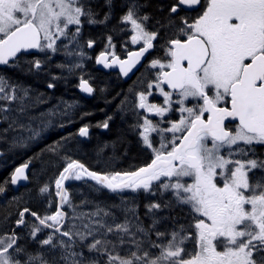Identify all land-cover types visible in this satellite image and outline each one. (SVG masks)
Returning <instances> with one entry per match:
<instances>
[{
	"label": "snow or ice",
	"instance_id": "6c2138e0",
	"mask_svg": "<svg viewBox=\"0 0 264 264\" xmlns=\"http://www.w3.org/2000/svg\"><path fill=\"white\" fill-rule=\"evenodd\" d=\"M92 4L93 0H0V66L20 68L23 59L28 73H39L45 60L62 53L74 59L57 67L70 72L82 68L87 55L80 43L83 25L106 24L114 0H104L107 11L102 19ZM123 6L120 23L131 25V42L141 47L121 59L107 51L114 47L109 36L96 63L118 66L127 77L155 48L160 32L146 27L150 16L142 13L146 5L140 0H124ZM159 7L163 11L164 6ZM158 23L171 32L163 45L164 58L148 64L155 70L154 79L148 81L147 92H135L131 109L136 121L130 127L140 147L151 153L149 162L135 170L97 172L64 155L65 164L54 181L55 199L49 184L38 190L45 198L44 213L19 208L15 227L0 231V264H264V175L250 176L264 173V158L256 151L264 146V0H169L165 18ZM94 43L89 39L87 47ZM33 53L46 55L41 59ZM54 87L47 83L48 89ZM78 87L88 95L95 91L83 76ZM33 92L31 86L0 72V124H7L0 129V139L17 133L13 148L39 137L52 125L51 117L69 116L73 108L65 103L62 111L57 106L37 117L33 111L47 101L43 93ZM156 92L162 104L149 103L148 97ZM127 102V97L121 101V111ZM111 119L96 126L107 129ZM78 135L87 137L89 126L80 127ZM62 146L58 141L46 150L58 154ZM30 163L0 182V193L9 182L27 180ZM68 181H93L87 186L97 193L142 190L170 196L163 203L146 205L151 223L145 226L137 207L129 206L122 195L119 204L102 205L87 197L74 203ZM88 205L92 208L85 210ZM165 209L186 212L187 222L171 214L158 217ZM165 220L172 226L161 230L158 225ZM9 223L10 215L0 217V226ZM17 228H24L38 247L31 250L20 244L23 237Z\"/></svg>",
	"mask_w": 264,
	"mask_h": 264
},
{
	"label": "flooded vegetation",
	"instance_id": "af4514ba",
	"mask_svg": "<svg viewBox=\"0 0 264 264\" xmlns=\"http://www.w3.org/2000/svg\"><path fill=\"white\" fill-rule=\"evenodd\" d=\"M120 3L123 0H119ZM162 1H169V0H158V6H160ZM126 11H124L125 13ZM123 13V14H124ZM122 14V15H123ZM192 17L195 16V14L193 15L192 13L190 14ZM121 17V16H120ZM120 22V21H119ZM119 24V23H118ZM120 32L117 33V35H107L105 37H103L101 42H97L95 40H93L94 46L88 50V47H86V51L85 53L87 54L88 57H93L95 59L96 55L101 53L102 51L105 50V46L108 44V37L111 36L112 38V44L114 45V47H110L107 49V51L109 53L114 52L117 56H119L121 59H126L128 52L129 51H138L139 48L141 47L140 44H136V45H126L125 43V39L127 38L128 35H123L121 34V29H119ZM91 30H88V32H90ZM160 32V36L159 38L154 41L155 44V48L150 50L148 53L145 54L144 60L142 61L140 67L137 69V71L134 73V75L127 81H122L119 74L117 73H105L107 76H112V77H116L117 80H119V83H122L119 85V87H121V90L116 98V101H107L104 102L107 107V111L105 112L106 115H104L102 117V123L107 120V118L110 116L109 113H111V111L113 109H115V113H117V118L120 120V112H119V107L121 104L122 100H125V97L128 98V101L132 102L135 101L136 96H135V92L138 91H148L147 88V84L148 81L150 79H154V76L152 75V73L155 71L151 68L148 67V64L150 63V61L154 58H164V49H163V45L165 44L166 40L169 38V36L171 35V32H166L164 29H160L157 30ZM84 39V38H83ZM90 38H88L87 40H89ZM39 55L41 59H44L41 57V53H34L33 56H37ZM33 56H29L27 58H32ZM86 56V57H87ZM109 57L111 58V55H109ZM58 60V58L55 59ZM58 64V63H56ZM10 69V70H9ZM44 70L47 69V66L43 67ZM1 72L4 71H12V68L9 67H5V68H1L0 69ZM17 70V68H16ZM76 71H72L71 73H69L68 76H66V74H62V76L65 78V83L64 84H55L54 87V91L53 94L55 97H57L59 100L63 101L64 104L68 103V104H72L73 108L71 109L70 113H69V119H73L76 117V103L75 101L77 100V97L79 96V93L77 92L76 88L78 86L77 84V79L75 78V80L73 81L74 76H77L79 73V69H75ZM54 71V70H53ZM13 72V71H12ZM84 72V71H83ZM19 73V72H18ZM52 73V70H51ZM7 75V74H6ZM18 76H21L19 78H17L16 81L22 82L24 85L26 86H31L36 88L40 93L43 92L44 90V86L43 84L45 83L47 79V77H44L41 74H37V75H32L30 76L28 75H21L20 73L17 74ZM7 76L11 77L13 76V74H8ZM85 77H87V79L90 78L89 73L85 72ZM31 78V79H30ZM30 80L33 81V83L30 82ZM72 81L73 83L76 85V88L72 85ZM93 81V79L91 78V82ZM166 87V86H165ZM60 89H65L66 92L64 94H60ZM95 90V89H94ZM148 101L149 103H157V104H162L163 103V97L160 96L158 94V92L154 93L153 95L148 97ZM141 111V113L143 115H148L147 113H144L143 110H139ZM114 113V112H113ZM173 114H169L173 117ZM132 118H135V116H133ZM132 118H129L127 120H124V124H127V127L129 129V134H130V143L129 148L131 146H135L136 149V156L138 155V160L137 162H134V164H129L132 161L128 160H119L120 157H118V149L115 147V144L112 143L110 141V143L106 144L105 146H103L102 151L99 152L98 157L99 156H103L104 160L107 158V155L110 156V152L109 150L111 149V147H115L116 149V155H114L115 157L113 158L114 161H110L109 163H97L95 162V158L91 155V160L90 162L91 167H135V168H127L126 171L128 170H135L136 168L143 166L145 163L149 162V157L151 156V153L148 152L146 149H142L140 147V144L138 142L139 138L138 136L133 132L132 128L130 127L131 123H133ZM153 121L158 120V117L155 116H151L150 117ZM174 118V117H173ZM113 121V118L108 122L109 124ZM142 123V121H141ZM4 124H0V129H3ZM166 126V125H165ZM53 130V129H52ZM90 132H89V138H88V142L91 141L92 138V133H91V129L89 128ZM108 128L104 129L102 127H97L96 128V132L98 133V135H102V134H108L107 133ZM51 132V131H50ZM78 133V129L76 131V136ZM50 134V133H49ZM48 134V135H49ZM102 135V136H104ZM68 136V135H67ZM66 136V137H67ZM70 136H74L73 134H70ZM74 138V137H73ZM106 141L109 140V136L105 137ZM74 144H76V140L74 141ZM72 144L71 147L74 145ZM128 148V149H129ZM0 151L2 152V156H0V182H3L5 179H9L11 173L14 172V170L25 164L28 163L31 160V163L29 164V170H28V183L26 184V186L19 188V190L17 192H14V190L12 189L10 182L7 184L6 186V191L4 193H0V207H5V205L7 206V216L10 215V222L12 224V228L14 225V215L16 212H18L19 208L25 207V206H18V208L15 210L13 203L14 200L13 198L15 196H17L19 193L22 195L23 193V197L25 196V192L30 191V193L34 196L32 198V201H30V203L27 205V207H29L31 210L36 211L40 214H43L45 209H46V203H45V198H42L41 196H39L38 194V190L41 186H43L44 184H48L50 181L54 182L55 179L57 178V167H52L49 168L46 172H44L42 174V176L40 178H36V171L39 169V165L40 163H38L37 165H34L32 163V156H33V151L34 147L30 146L28 150H26L25 152H21L19 153V159L18 160H14L13 156L10 155V153L7 152L6 150V146L0 143ZM257 155L261 156L262 158H264V146H257ZM125 152V154L123 155V158L128 157V154H130V152L127 151H123ZM78 152L76 153L77 156ZM74 153H71V158L74 156ZM113 156V154H111V157ZM29 158V159H28ZM125 161V165H121L122 162ZM86 166V165H85ZM87 167V166H86ZM36 168V169H35ZM261 175H264V173H260L259 171H254L253 173H250V176L255 179ZM72 183V184H71ZM50 185V184H49ZM51 186V185H50ZM69 191H70V195L73 199L74 203H79L78 202V181H71L70 185L66 186ZM51 191L53 193V198L54 197V192H55V186L51 187ZM17 193V194H15ZM15 195V196H14ZM138 199H137V204L139 205V207L143 206V205H148L152 202H157V194L156 195H151V196H145L143 191H139L136 193ZM40 198L42 200V202H40L41 204H37V202H39ZM36 204L38 205L37 208H32V205ZM44 204V205H42ZM39 209V210H38ZM53 208L49 209V211H52ZM28 215H26L27 217ZM23 229V228H18L16 229L17 231Z\"/></svg>",
	"mask_w": 264,
	"mask_h": 264
},
{
	"label": "trees",
	"instance_id": "16d2710c",
	"mask_svg": "<svg viewBox=\"0 0 264 264\" xmlns=\"http://www.w3.org/2000/svg\"><path fill=\"white\" fill-rule=\"evenodd\" d=\"M149 1V2H148ZM140 2L144 5H146L143 9H142V13H146L150 16V27L151 29H155V30H160L162 29L160 27V24L158 23V21H163L167 12V5L169 3V1H162L160 6L163 5L164 9L163 11L160 10V7L158 6V0H140ZM124 5V0L120 3L119 0H114V8L112 10V15H111V19L104 25H97L95 28L92 27H87L84 25L83 30L86 29H91L90 32H87V34L84 36L85 38H90L91 40H95L97 42H101L103 37H105V35L109 34V35H117L118 32H120V26L118 25L119 21H120V16L124 13V11H126V8L123 6ZM92 7L99 12V17L98 18H103V15L105 13V11H107V9L104 6V0H93V4ZM166 32H170L168 29H164ZM83 63V69L89 73L90 78L93 79V81L91 82L92 86L95 89V94L94 97L92 99H84L83 97H81L80 95L77 97V100L75 101L76 103V117L73 119H67L64 121V123L67 121L68 124L71 125L69 132L70 134H73L74 138H76V131L78 128L82 127V126H89V128L91 129V133H92V138L90 142H81V141H77L78 143H82L79 147V152L76 156V154L72 157L75 160H78L79 162L83 163L84 165H86L90 170L93 171H97V172H109V171H126L127 168H135V167H91V155L95 158L98 156L99 152L102 150L103 146H105L106 144L110 143V141L112 143L115 144V147H119L120 149H118V157H120V161L121 160H128L132 161L129 164H134V162H137L138 160V155L136 156V149L135 146H131L129 148V143H130V134H129V129L127 127V124H121L120 120L117 118V113H115V109H113L111 111V113H109V115L113 118V121L109 124L108 127V134H102L105 137L109 136V140L106 141V139L104 138V136L102 135H98V133L96 132V128H97V124H101L102 123V117L104 115H106V111H107V107L105 105L104 102L107 101H116V98L121 90V87H119L118 83L119 80L116 79V77H112V76H107L105 73L98 71L94 68V58L93 57H88V59H84L82 61ZM1 72V70H0ZM4 74H13L12 79L13 80H17V78L21 77L18 76L16 73L11 72V71H4L2 72ZM31 79V78H30ZM95 80L97 82H95ZM99 80V81H98ZM72 85L75 87V84L72 81ZM87 108V109H85ZM85 109V110H84ZM84 110V111H83ZM114 112V113H113ZM56 130L55 128L53 130H51L50 134L48 135L49 138L51 137H58L60 136V131H56L53 133V131ZM53 133V134H52ZM69 134V135H70ZM52 135V136H51ZM68 134H64L63 137H61L58 141L62 144V140L64 137H66ZM46 137V136H45ZM49 139H47L45 141V143H48ZM51 146V145H50ZM64 147V146H62ZM71 148V146H70ZM129 148V149H128ZM41 147H34L33 151V156H32V163L34 165H37L38 163L42 162L43 164L45 162L50 161V159L48 157L42 156V154L40 153ZM75 149L73 148V151ZM129 151L130 154H128V157L123 158V155L125 154V152L123 151ZM89 151L90 154L89 155ZM45 152V151H44ZM136 153V154H135ZM37 154H41L39 156V158L37 157ZM71 157V155H70ZM110 157H108L107 155V159H109ZM38 159L40 160V162L38 161ZM125 161L122 162L121 165H125ZM63 167L58 168L56 174L59 175V172L62 170ZM89 184V183H87ZM87 184L85 183H81L79 184V190L82 189L83 195H89V196H95V198H97V200L102 201V199H107L106 195H108V198L110 201L113 200V195L107 193L106 191H104V193L101 194H97L94 193L93 191H91L89 189V187L87 186ZM93 193L94 195L90 194ZM80 193V195H81ZM80 195L78 196V199L80 198ZM159 195V193H158ZM160 196V195H159ZM170 195H164V197L167 199ZM82 200V199H81ZM44 205V204H42ZM39 210V209H38ZM141 210H143V206L141 207ZM160 215H158V217L161 216H167L169 214L173 215V216H177L179 217L181 220V218L183 217V222L179 221L180 223H186L184 221L185 216H184V212H179L178 210H175L171 213H169V211L167 209H165V211L163 213H159ZM1 215H7V206L5 205V207H0V216ZM18 217L17 212L14 215V220H16ZM27 219L29 221L32 220L31 217H27ZM164 223H167L170 227L172 226L171 221L165 220L163 221ZM164 226V225H163ZM23 231H25V229H21L18 230L17 232L20 233V235H22Z\"/></svg>",
	"mask_w": 264,
	"mask_h": 264
},
{
	"label": "rangeland",
	"instance_id": "374dc122",
	"mask_svg": "<svg viewBox=\"0 0 264 264\" xmlns=\"http://www.w3.org/2000/svg\"><path fill=\"white\" fill-rule=\"evenodd\" d=\"M85 24H87V23H85ZM124 26H125V28L129 29L128 31H124L125 33H128L129 34L127 36V38L125 39L126 45H128V46L129 45H134V44H132L131 39H130L131 35L133 34L131 32V25H124ZM80 43L82 45V50L85 52V43H83V41L81 40V36H80ZM45 55L46 54L41 53V57L42 58H44ZM36 57H39L40 58L39 55H37ZM32 58H30V59L27 58V59L31 60ZM56 58L62 59V61H63L62 63H64L65 61H67L66 63H71L73 61V59H74V58H67L62 53H58L55 56H53L51 60H45V63L43 65V67L47 66V69L46 70L42 69V71H40L39 73H36L35 71L32 72V73H28L26 71V69L29 67V65L26 64L23 59L20 61V64H21V67L20 68H17V70H16V68H12V71L14 73H16V74H19V73L21 75H28L29 74L30 76L37 75V74H41L44 77H47L48 80H46L45 83L43 84L44 90L42 92L44 94V97L43 98L47 102L44 103V104H42V105H40L38 108H36L33 111L32 114L35 115V116H37V117L40 116V113L47 112L48 110L53 109V108H57V106H59V110L62 111L63 108H64V106H65V104H64L63 101L59 100L57 97L54 96V94H53L54 88L53 89H48L47 88V83L48 82H53L54 84H64V85H66L65 78L62 76V74L64 73V74H66V76H68L69 73L72 72V71L70 72L68 70V68H63L62 69V68L57 67V64H56L57 63V60L55 62V59ZM85 58L87 59L88 56L85 57ZM80 69L81 68H79L78 75L75 76V78H77L78 81L80 80V77L81 76H83V78H85V72L86 71L84 69H81V70ZM51 70H52V73H51ZM73 71H76V70H73ZM53 76L60 77V79H57V80L53 81L52 80V77ZM30 82L33 83L32 80H30ZM31 88L34 90L33 95H36L37 93H40L36 88H34V87H31ZM65 92H66V90L64 89V91H62V93H65ZM133 102L134 101H132V102L128 101L124 105V111H121L119 109L120 117H121V119H120V123L121 124L125 123L124 120H127L129 118H132L134 116L133 113H132V111H131ZM70 111H71V109L69 110V113H70ZM173 117L174 118H178V114H175L174 113L173 114ZM68 118H69V116H63V115H56V116L51 117L50 119L52 121V125L50 127H48L46 130L42 131L39 137H36L33 140L26 141L25 144L22 147H15V148L11 147L12 137L14 135H17V133H14V132H8V133H6L4 135V139H0V143L6 146L7 152L10 153V155L13 156L14 160H18L19 157H21V156H19V153L25 152L26 150L29 149L30 146H32V147H41V149L39 150L40 153L42 154V156L48 157L50 159V161L45 162L43 164L38 159V161L40 162V165H39V169L36 171L35 175H36V178H40L42 176V174L44 172H46L49 168L57 167V169H58L60 167H63L64 164H65V161L62 159V157L64 155H67V156L70 157L71 153L76 154L77 152H79V147H80V145L82 143H78L77 144V142H76V144H74L75 139L73 138V136H70L69 135L70 132L68 130V129H70L71 125L68 124L67 121L64 123L65 119H68ZM132 121H133V123H135L136 119L135 118H132ZM133 123H131V124H133ZM34 124H39V120L35 121ZM61 124H63L64 126L61 127L60 126ZM6 127H7V124H4L3 128H6ZM54 128L56 130H54L53 133L59 130L61 134L58 137L56 136V137L49 138L48 134ZM64 134H68L67 137H70V139H68L66 142L64 140H62V142H63L62 145L64 147H61V148L58 149V154H54V153L46 150L50 145H53L55 142H58V140L61 137H63ZM47 139H49V141H48V143H45V141ZM77 141H80V140L77 139ZM68 142H70V143H68ZM72 144H74V145L70 148V146ZM65 145H67V146H65ZM73 148L75 149L74 151H73ZM117 149H120V148L117 147ZM109 152L111 154H113L112 157H111V154H110V156H108L110 158L109 159L106 158L104 160V157L103 156H99V157L97 156V157H95V162H97V163H106V162L109 163L110 161L111 162L114 161L113 158L115 157L114 155H116L115 154L116 153L115 147L112 146L111 149L109 150ZM89 155H91L90 154V151H89ZM107 168H109V167H107ZM48 184H50L51 187L52 186L54 187V182L50 181ZM81 192H82V189H80L78 191V195H80ZM94 193H97V192H94ZM15 194H17V193H15ZM90 194L94 195L91 192H90ZM97 194H101L102 195L103 194V190L101 192H98ZM24 195H25L24 197H23V193H22V195L20 193L17 196L14 195L15 196L14 197L15 199L13 198V200H14L13 205H15L14 206V209L15 210L18 208V206H27L30 203V201H32V198L34 197L30 193V191L25 192ZM121 195L124 196V197H126V198H128L129 206H133L134 205V206L137 207L138 213L140 212L139 213V216H140V214H142V216H143V217L141 216L143 219L141 217L140 218L143 220L145 226L149 225L151 223V220H149L150 217H148V214L146 213L147 212L146 205H143V210H145V211L141 210V207L142 206L139 207V205L136 203L138 197H137V195L135 193H132V192H123V193H120V194H115L112 201L107 200V199H102V201H100V200H97V198H95V196L80 195V198H79V201L78 202H80L81 199H84L85 197H87L88 199H90L92 201H95V202H98V203H100L102 205L112 204V203L119 204L120 203V196ZM144 195L145 196H151L150 194H146V193H144ZM159 195L157 193V199H158L157 202H161V203L165 202L166 201V198L164 197V195L163 196H161V195L159 196ZM165 195H170V194H167L166 193ZM38 199H39V202H37V204H41L40 202H42V200L40 198H38ZM17 201H19V204H17ZM37 207H38V205H36V204H33L32 205V208H37ZM91 208H92V205H88V206H86V209L85 210H90ZM54 210H55V208L53 207V210L52 211H54ZM176 210H178L181 213V211L179 209H176ZM164 211L165 210L158 212L157 213V216L160 215L159 213H163ZM17 214H18V212H17ZM144 214L145 215L147 214L146 215L147 217ZM3 216H7V215H1L0 217H3ZM184 216H185L184 221L187 222L186 221V212H184ZM145 220H147L148 222L145 221ZM179 221H182L183 222V217ZM163 224H164V226H162ZM13 227H15V224L13 225ZM158 227L161 230H164L165 227L171 228L167 223H164L163 221L161 222V225H159ZM11 228H12V224L10 222L7 225L0 226V231H8ZM21 236L23 238L19 241L20 244L27 245L29 247V249H31V250H34L36 247H38L36 244L31 243L29 241V238L27 237L25 231H23V233H22ZM153 238H155V237H153ZM189 247H191V245H189Z\"/></svg>",
	"mask_w": 264,
	"mask_h": 264
},
{
	"label": "water",
	"instance_id": "95a60500",
	"mask_svg": "<svg viewBox=\"0 0 264 264\" xmlns=\"http://www.w3.org/2000/svg\"><path fill=\"white\" fill-rule=\"evenodd\" d=\"M144 57H145V56H144ZM144 57L141 58L140 63L137 64V65L135 66V68H133L132 72H130L129 75H128L127 77L123 76V75L120 73V70H119V67H118V66L111 67V68H105V67L103 66V64H97V63H96V60H95V64H96V68H97V69L102 70V71H104V72H118L119 75H120V77H121L124 81H127V80H129V79L134 75V73H135V72L137 71V69L140 67L142 61L144 60ZM109 62H111V60H109ZM2 67H3V66H0V68H2ZM78 92L81 93V94H82L84 97H86V98H91V97H92V95H88L87 93L81 92L80 89H79V87H78ZM89 132H90V130H89ZM77 137H78V139H80V140L87 141L88 138H89V135H88L87 137H80V136L78 135V133H77ZM0 156H2V152H1V151H0ZM19 167H20V166H19ZM28 170H29V167H28L27 169H25V174H26V175L28 174ZM87 182H93V181H87ZM27 183H28V179H27V180H21V181H19V182L17 183V185H12L11 183H10V185H11L12 189L14 190V192H17V191L19 190V188L26 186ZM68 183H69V181L66 182V186L68 185ZM106 191H107V190H106Z\"/></svg>",
	"mask_w": 264,
	"mask_h": 264
},
{
	"label": "bare ground",
	"instance_id": "6f19581e",
	"mask_svg": "<svg viewBox=\"0 0 264 264\" xmlns=\"http://www.w3.org/2000/svg\"><path fill=\"white\" fill-rule=\"evenodd\" d=\"M143 1H145V0H143ZM146 2H147V0H146ZM148 2H149V1H148ZM98 81H99V80H98ZM95 82H97V81L95 80ZM85 109H87V108H85ZM85 109H84V110H85ZM84 110H83V111H84ZM68 143H70V142H68ZM67 145H68V144H67ZM67 145H65V146H67ZM28 159H29V158H28ZM35 169H36V168H35ZM143 211H145V210H143ZM139 213H140V212H139ZM144 213H145V212H144ZM146 213H147V212H146ZM144 215H145V214H144ZM146 215H147V214H146ZM146 215H145V216H146ZM141 216H142V214H140V217H141ZM145 216H144V217H145ZM142 217H143V216H142ZM142 217H141V218H142ZM146 217H147V216H146ZM148 217H150V216L148 215ZM142 219H143V218H142ZM142 219H141V220H142ZM149 220H151V219L149 218ZM145 221H147V220H145ZM147 222H148V221H147ZM160 225H161V224H160ZM163 225H164V224H163ZM163 225H162V226H163ZM158 226H159V225H158Z\"/></svg>",
	"mask_w": 264,
	"mask_h": 264
}]
</instances>
